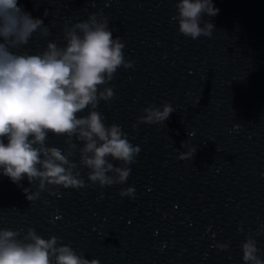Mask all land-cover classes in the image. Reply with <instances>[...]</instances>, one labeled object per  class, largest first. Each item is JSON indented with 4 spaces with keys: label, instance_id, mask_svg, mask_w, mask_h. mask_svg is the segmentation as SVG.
<instances>
[{
    "label": "water",
    "instance_id": "water-1",
    "mask_svg": "<svg viewBox=\"0 0 264 264\" xmlns=\"http://www.w3.org/2000/svg\"><path fill=\"white\" fill-rule=\"evenodd\" d=\"M94 2L18 0L58 44L66 21L103 10L134 67L118 69L115 97L99 111L141 151L124 184L61 188L35 203L0 172V227H34L100 264H243L241 242L264 223V0H213L219 13L204 14L200 25L212 23L213 36L196 40L171 19L176 0ZM45 44L34 39L31 47ZM165 101L175 111L164 124L133 130L144 108ZM63 139L49 134L48 146L63 148ZM184 141L196 147L192 159H177ZM21 184L36 190L26 177ZM127 187L134 199L119 195ZM256 239L264 258V236Z\"/></svg>",
    "mask_w": 264,
    "mask_h": 264
},
{
    "label": "clouds",
    "instance_id": "clouds-1",
    "mask_svg": "<svg viewBox=\"0 0 264 264\" xmlns=\"http://www.w3.org/2000/svg\"><path fill=\"white\" fill-rule=\"evenodd\" d=\"M175 8L171 19L180 34L192 40L212 38L214 25H200L204 14L219 13L213 0H176ZM62 32L63 44L47 39L52 31L43 19L25 11L18 0H0V172L23 189L30 203L44 192L59 197L61 188L124 184L141 151L122 126L106 124L99 111L101 101L115 97L110 82L118 69L134 67L108 17L103 10L91 12L87 19L66 21ZM34 39H45V46L33 50ZM174 111L167 101L160 107L150 105L132 128L164 124ZM49 134L63 137L64 147L48 146ZM181 148L187 150L175 148L177 159H192L196 147L184 141ZM82 169H87V183ZM25 177L36 185L35 191L23 187ZM119 195L134 199L135 189L123 188ZM238 231L244 232L243 225ZM257 236H264V223L241 242L243 264H264ZM214 247L227 251L230 244ZM0 264H100V260L87 259L60 237L45 238L34 227L26 231L0 227Z\"/></svg>",
    "mask_w": 264,
    "mask_h": 264
}]
</instances>
